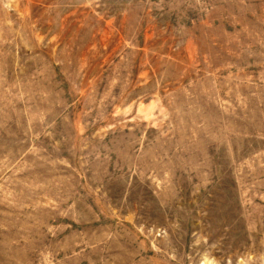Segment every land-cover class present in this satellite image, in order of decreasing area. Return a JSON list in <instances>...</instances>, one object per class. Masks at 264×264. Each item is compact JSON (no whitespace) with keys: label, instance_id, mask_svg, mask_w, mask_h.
Instances as JSON below:
<instances>
[{"label":"rangeland","instance_id":"1","mask_svg":"<svg viewBox=\"0 0 264 264\" xmlns=\"http://www.w3.org/2000/svg\"><path fill=\"white\" fill-rule=\"evenodd\" d=\"M0 264H264V0H0Z\"/></svg>","mask_w":264,"mask_h":264}]
</instances>
